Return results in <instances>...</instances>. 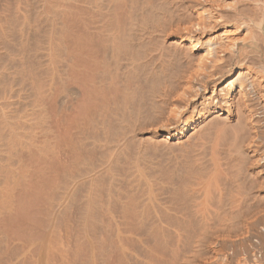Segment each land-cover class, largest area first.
Wrapping results in <instances>:
<instances>
[{"label": "bare ground", "instance_id": "6f19581e", "mask_svg": "<svg viewBox=\"0 0 264 264\" xmlns=\"http://www.w3.org/2000/svg\"><path fill=\"white\" fill-rule=\"evenodd\" d=\"M0 264H264V0H0Z\"/></svg>", "mask_w": 264, "mask_h": 264}]
</instances>
